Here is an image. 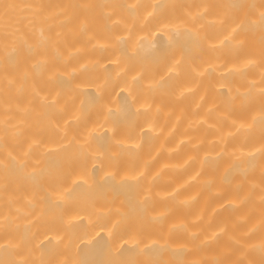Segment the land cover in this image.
<instances>
[{
	"label": "bare ground",
	"instance_id": "bare-ground-1",
	"mask_svg": "<svg viewBox=\"0 0 264 264\" xmlns=\"http://www.w3.org/2000/svg\"><path fill=\"white\" fill-rule=\"evenodd\" d=\"M0 264H264V0H0Z\"/></svg>",
	"mask_w": 264,
	"mask_h": 264
}]
</instances>
